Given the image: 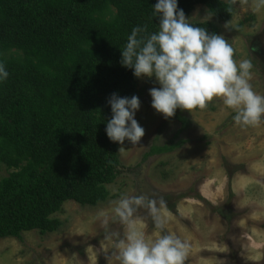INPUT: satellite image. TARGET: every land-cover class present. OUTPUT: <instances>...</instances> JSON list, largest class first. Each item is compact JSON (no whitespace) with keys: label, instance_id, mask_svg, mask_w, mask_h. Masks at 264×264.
I'll list each match as a JSON object with an SVG mask.
<instances>
[{"label":"trees","instance_id":"16d2710c","mask_svg":"<svg viewBox=\"0 0 264 264\" xmlns=\"http://www.w3.org/2000/svg\"><path fill=\"white\" fill-rule=\"evenodd\" d=\"M157 0H0V240L53 233L68 202L97 206L125 167L106 134L108 99L138 96L121 49L135 26L158 30ZM205 6L219 23L234 8L221 0H179L186 18ZM219 34L212 23H196ZM121 48V49H120ZM185 123L177 113L170 118ZM158 149V154L172 151ZM200 198V196H199Z\"/></svg>","mask_w":264,"mask_h":264},{"label":"rangeland","instance_id":"374dc122","mask_svg":"<svg viewBox=\"0 0 264 264\" xmlns=\"http://www.w3.org/2000/svg\"><path fill=\"white\" fill-rule=\"evenodd\" d=\"M221 1L234 8L232 28L225 27L230 21L217 22L205 6H197L187 18L192 24L216 25L218 35L233 47L234 59L251 60V83L264 95V10L253 12L252 0ZM137 82L141 108L135 118L145 136L139 145L127 140L121 145L126 169L108 187L110 198L97 206L66 203L56 215L61 226L53 233L32 231L22 241L0 240V264H109V258L110 264H119L117 243L125 226L113 218V209L123 196L156 201L167 219L166 231L191 244L186 264H264L261 246L251 236V227L264 228V124L236 125L234 112L217 99L204 110L178 109L184 124L165 119L152 107L149 89L160 87L155 78ZM173 146L179 147L156 152ZM13 172L0 163V182ZM247 204L251 207L245 209ZM104 216L109 217L107 225ZM135 217L147 239L162 234L147 207ZM256 218H262L260 225L251 226Z\"/></svg>","mask_w":264,"mask_h":264},{"label":"clouds","instance_id":"9594fccd","mask_svg":"<svg viewBox=\"0 0 264 264\" xmlns=\"http://www.w3.org/2000/svg\"><path fill=\"white\" fill-rule=\"evenodd\" d=\"M153 9L160 21L158 30L149 32L146 25L135 26L120 48L123 67L132 69L138 79L154 77L160 85L149 89L153 109L168 119L178 109L191 113L204 110L217 99L234 112L236 125L256 128L264 124V95L255 91L251 83V60L234 59V49L224 36L209 34L205 27L190 23L179 8V0H157ZM252 10H264V0H252ZM231 25L232 21L225 27L232 28ZM8 78L6 65L0 60V84ZM107 102L112 112L106 122L108 138L120 145L126 140L139 145L145 136V129L135 118L141 108L139 97L113 93ZM123 150L121 147L120 152ZM141 207H147L155 228L162 233L154 240L147 239L138 227L135 213ZM113 213V218L125 226L117 243L119 251L115 258L119 264H186L191 244L166 231L167 219L156 201L145 203L143 196H123ZM102 223L107 225L109 217L104 216Z\"/></svg>","mask_w":264,"mask_h":264},{"label":"crops","instance_id":"0c3cea01","mask_svg":"<svg viewBox=\"0 0 264 264\" xmlns=\"http://www.w3.org/2000/svg\"><path fill=\"white\" fill-rule=\"evenodd\" d=\"M201 194H200V196L201 195H203V193L202 192H200ZM213 194V193H212ZM204 197V196H203ZM215 197V196H214ZM239 198V197H238ZM240 199V198H239ZM242 199V198H241ZM204 200H206L207 201V197L206 198H204ZM244 200V199H243ZM214 200H211L209 203H211V202H213ZM238 204V206H239V204L240 203H237ZM242 205H244V204H242ZM251 206H249V204H247L246 206H245V209H247V208H250ZM239 208H241V206H239ZM243 209V208H242ZM263 215V214H262ZM264 218V217H263ZM262 218H256V219H252V224H251V226L252 225H260V224H258V223H260V220H261ZM264 224V223H263ZM249 227L250 226H248V228H247V232L249 233ZM260 228H257V226H253V227H251V230H252V234H251V236H252V238L254 239L253 240V242H255V243H253V244H256V245H259V246H261V249H262V251H263V255H264V230H262V229H264V228H262V229H260V231H257V230H259ZM253 244H251V245H253ZM250 246V245H249ZM251 247V246H250ZM247 249H248V251H251L250 250V248H248L247 247ZM256 249H258V247L256 248ZM247 250H246V252H248ZM245 252V253H246Z\"/></svg>","mask_w":264,"mask_h":264}]
</instances>
